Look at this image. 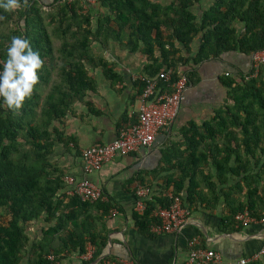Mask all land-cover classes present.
<instances>
[{
    "label": "trees",
    "instance_id": "1",
    "mask_svg": "<svg viewBox=\"0 0 264 264\" xmlns=\"http://www.w3.org/2000/svg\"><path fill=\"white\" fill-rule=\"evenodd\" d=\"M201 1L20 0L14 12L0 9V66L13 36L27 39L43 60L39 83L20 110L8 109L0 97V264H64L89 248L91 264L117 232L119 208L106 188L97 187L102 199L83 201L76 186H68L65 169L52 160L56 148L70 152L73 146L82 161L83 150L65 135L66 124L76 107L98 114L91 102L98 91L95 71L101 70L113 89L122 82L104 56L112 44L148 59L142 74L132 78L134 94L115 140L139 123L134 106L151 83H156L152 98L173 94L172 84L181 78L187 88L199 82L196 67L203 63L231 52L251 58L264 52V0H211L197 14ZM95 47L103 54L96 55ZM225 73L223 104L202 126L185 128L182 141L165 152V167L152 174L164 185L157 196L152 189L144 210L134 216L139 234L155 237L150 228L160 223L157 210L170 209L177 198L189 215L219 211L224 235L244 229L237 220L241 214L264 223V63H253L238 77ZM165 75L169 83L161 78ZM99 147L105 146L89 148ZM39 223L45 224L42 236L32 239L27 227ZM200 240L198 249L210 250L203 236ZM263 243L238 261L256 255L248 264H264ZM116 261L109 255L98 264Z\"/></svg>",
    "mask_w": 264,
    "mask_h": 264
},
{
    "label": "crops",
    "instance_id": "2",
    "mask_svg": "<svg viewBox=\"0 0 264 264\" xmlns=\"http://www.w3.org/2000/svg\"><path fill=\"white\" fill-rule=\"evenodd\" d=\"M156 1L165 4L168 0ZM200 4L196 8L197 14L201 9L207 10L210 6V2L204 6V0ZM94 52L100 55L104 50L97 48ZM104 56L107 62L116 66L115 72L122 76V82L113 89L111 82L103 77L101 70L94 72L98 91L97 95L92 96L91 102L98 114H94L93 109L90 112L84 107H76V116L69 118L66 124L65 135L75 139L79 152L97 145L106 146L115 140L117 124L129 109V99L134 94L132 78L140 76L143 67L148 63L144 55L129 54L122 50L120 44H112L110 54ZM196 69L199 82L187 88L178 115L169 126L158 133L151 147L141 148L130 155H118L106 162L99 172L90 175L84 174L82 161L73 146H70V152L61 146L55 149L52 160L59 162L65 169L69 187L73 188L80 181L87 180L98 188L104 186L117 202L119 211L113 227L118 230L109 236L104 251L106 256L111 255L116 260H133L137 264H189L188 258L191 253L189 242L192 240L201 242L203 236L205 247L216 251L221 256L222 264H233L243 255L251 253L250 250L258 249L262 245L264 223L243 225L244 229L240 233L224 235L219 232L223 218L219 211L207 210L209 213L203 211L189 215L182 208L181 201L184 224L180 234L148 238L139 234L135 228L134 216L141 213L136 208L139 201L136 186L149 189V196L153 194L152 189L156 196L161 193L159 186L164 184L160 177L156 179L152 174L165 167L163 162L165 152L182 141V132L185 128L190 124L202 126L223 104L226 93L221 86V76L225 72L237 77L241 73L248 74L252 69V60L240 52H231L223 55L220 60L203 63ZM182 72L183 70L179 74ZM120 87L125 88L122 93L119 92ZM134 110L137 112V104ZM183 149L184 147L180 146V150ZM139 179H143L144 182L141 184ZM147 199L149 197L144 202ZM80 262L81 258L73 255L68 257L64 264H81ZM84 262L87 263V260ZM96 262L91 264H97Z\"/></svg>",
    "mask_w": 264,
    "mask_h": 264
},
{
    "label": "built area",
    "instance_id": "3",
    "mask_svg": "<svg viewBox=\"0 0 264 264\" xmlns=\"http://www.w3.org/2000/svg\"><path fill=\"white\" fill-rule=\"evenodd\" d=\"M253 58L255 66L264 63V52L255 55ZM161 78L166 83L170 81L169 75L161 76ZM155 87V82L148 85L137 103L139 114V123L137 125L123 130L118 139L105 147L89 148L82 151V167L85 175L99 172L106 162L118 155H130L141 148L147 149L151 147L158 133L169 126L176 118L187 90L186 79L181 78L176 84H172V88L174 89L173 94L166 93L159 96L156 94V96L152 98ZM135 190L136 196L139 199L136 208L139 212H142L145 208L144 200L149 197L150 190L140 185L136 186ZM75 193L83 201L90 202L97 201L102 196L100 189L87 180H82L77 184ZM180 205V200L175 199L170 209L157 210L156 217L160 220V223L151 226L150 232L156 236L180 234L184 224L182 219L183 210L180 208ZM114 214L115 213H113V215ZM237 220L248 226L256 223L253 219L248 217L247 213L239 215ZM199 245L200 242L197 240L189 242V248L191 250L188 258L189 264H222L221 256L218 253L212 250H199ZM91 254L92 249L89 248L87 255L80 258L89 260ZM260 255H264V243L260 249L259 256ZM257 258L258 256L255 255L253 258L238 261L237 264H248L250 261L256 260ZM49 260L52 262L53 258L50 257ZM113 264L137 263L133 260H117Z\"/></svg>",
    "mask_w": 264,
    "mask_h": 264
},
{
    "label": "clouds",
    "instance_id": "4",
    "mask_svg": "<svg viewBox=\"0 0 264 264\" xmlns=\"http://www.w3.org/2000/svg\"><path fill=\"white\" fill-rule=\"evenodd\" d=\"M20 8V0H0V9L6 12ZM42 67L40 53L33 50L30 42L21 36H13L6 50V60L0 66V97L8 109L18 111L23 107L39 83L38 72Z\"/></svg>",
    "mask_w": 264,
    "mask_h": 264
},
{
    "label": "rangeland",
    "instance_id": "5",
    "mask_svg": "<svg viewBox=\"0 0 264 264\" xmlns=\"http://www.w3.org/2000/svg\"><path fill=\"white\" fill-rule=\"evenodd\" d=\"M211 0H204V6H206V4L207 3H209ZM251 60H252V64L254 63V58L252 57L251 58ZM42 226H45V224H43V223H39V224H35V226L34 225H28V227H27V232H28V234H30L31 236H34V237H40V236H42V232H41V227Z\"/></svg>",
    "mask_w": 264,
    "mask_h": 264
},
{
    "label": "water",
    "instance_id": "6",
    "mask_svg": "<svg viewBox=\"0 0 264 264\" xmlns=\"http://www.w3.org/2000/svg\"><path fill=\"white\" fill-rule=\"evenodd\" d=\"M105 256H106V255L103 254V256L100 258V260H102ZM100 260H98L97 262L99 263ZM97 262H96V263H97ZM98 263H97V264H98Z\"/></svg>",
    "mask_w": 264,
    "mask_h": 264
}]
</instances>
